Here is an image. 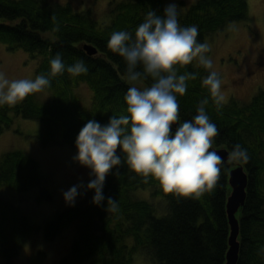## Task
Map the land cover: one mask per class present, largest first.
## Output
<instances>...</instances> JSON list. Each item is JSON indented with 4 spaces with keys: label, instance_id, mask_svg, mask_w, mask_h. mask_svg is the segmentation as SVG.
<instances>
[{
    "label": "trees",
    "instance_id": "16d2710c",
    "mask_svg": "<svg viewBox=\"0 0 264 264\" xmlns=\"http://www.w3.org/2000/svg\"><path fill=\"white\" fill-rule=\"evenodd\" d=\"M164 7L165 0H113L110 22L101 23L91 9L77 12L68 3L0 0V43L39 59L38 75L50 72V60L57 53L66 67L83 60L88 69L79 76L65 70L51 77V86L45 88L52 93L48 101L38 100L34 93L14 106L0 105V135L11 127L13 116H20L42 123L37 138L43 144H73L89 119L103 125L112 115L125 114L124 96L130 87L124 78L125 62L108 49V40L114 31L134 33L149 10L162 14ZM249 19L248 0H197L178 17L181 26H197L201 43L234 22ZM85 45L97 47L98 53L89 55ZM177 67L178 74L197 75L187 81L186 93L178 96L181 122L191 120L207 98L206 112L219 133L210 151L224 146L231 152L236 144L247 150V162H238L250 178L247 202L239 215L238 264H264V89L247 103L232 98L217 110L210 93L202 87L208 71L196 61ZM151 82L145 81L147 85ZM81 84L91 90L89 106L76 92ZM233 166V162L224 163L214 188L199 199H191L164 193L152 177L144 183L122 163L106 177L105 199L100 205L93 203L94 190H81L74 206L57 212L44 224V238L53 240L66 227L75 226L70 251L60 264H133L138 251L153 264H225L230 233L226 202ZM47 185L38 161L26 152L12 150L0 159V254L5 260L0 264H13L29 236L41 230L18 205L2 197L1 189L27 192L41 188L43 198L49 200L52 194ZM147 188L150 198L138 196ZM109 197L117 202L115 211H107Z\"/></svg>",
    "mask_w": 264,
    "mask_h": 264
},
{
    "label": "clouds",
    "instance_id": "9594fccd",
    "mask_svg": "<svg viewBox=\"0 0 264 264\" xmlns=\"http://www.w3.org/2000/svg\"><path fill=\"white\" fill-rule=\"evenodd\" d=\"M179 15L175 0H169L162 14L149 10L134 33L121 30L110 35L107 47L124 60V78L130 85L124 96L126 113L119 117L112 115L103 125L89 119L79 131L75 141L77 154L72 158L90 169V177L94 178L86 189L95 191L96 205L105 199L106 177L122 163L144 183L152 177L164 193L177 198L199 199L215 186L224 164L223 157L210 151L218 128L206 112L207 98L200 102L191 120L181 122L178 96L186 93L187 81L195 80L197 75L178 74L177 66L182 68L198 61L208 71L202 78V87L210 93L217 110L224 101L222 81L212 59L206 55L211 51L209 45L197 39V26H181ZM65 70L72 76L88 71L83 60L66 67L57 53L50 60L47 75L9 80L0 72V105L14 106L30 94L43 91L51 86V77ZM149 79L150 85L138 86ZM247 160V150L234 145L229 162ZM84 187L78 184L64 192L66 203L74 206L79 189ZM116 208V200L107 198V211Z\"/></svg>",
    "mask_w": 264,
    "mask_h": 264
},
{
    "label": "rangeland",
    "instance_id": "374dc122",
    "mask_svg": "<svg viewBox=\"0 0 264 264\" xmlns=\"http://www.w3.org/2000/svg\"><path fill=\"white\" fill-rule=\"evenodd\" d=\"M70 4L77 12L91 9L101 23L111 19V3L113 0H52ZM197 0H175L178 12H184ZM169 0H165V5ZM181 2H184L183 6ZM249 20L234 22L208 36L205 42L211 51L206 55L212 59L213 68L220 75L223 103L236 98L247 103L260 90L264 89V0H248ZM39 59H34L23 49H10L0 43V72L9 80L35 79ZM198 63V61H196ZM139 87L147 86L144 82ZM76 92L86 105L91 104V90L88 85L81 84ZM38 100L45 102L51 99L52 93L44 89L35 93ZM18 102L17 104H19ZM13 123L0 135V159L12 150H22L34 157L39 163L40 173L48 181L47 191L51 199L42 196L41 188H33L27 192H18L8 187L1 189L2 197L7 202L18 205L30 222L41 226V230L29 236L13 264H60V260L71 248L75 235V226L66 227L53 240L44 238V224L52 219L57 212L70 207L63 193L72 186L83 184L84 190L90 182V169L73 161L77 154L75 141L73 144L60 141L43 144L37 138L42 123L37 120L13 116ZM78 136V135H77ZM77 138V137H76ZM150 189L140 190L138 196L150 198ZM79 200L76 197L75 204ZM152 200L158 202L157 198ZM162 208L163 204H158ZM0 262H5L0 254ZM79 264H91L83 261ZM133 264H153L142 252L134 255Z\"/></svg>",
    "mask_w": 264,
    "mask_h": 264
},
{
    "label": "water",
    "instance_id": "95a60500",
    "mask_svg": "<svg viewBox=\"0 0 264 264\" xmlns=\"http://www.w3.org/2000/svg\"><path fill=\"white\" fill-rule=\"evenodd\" d=\"M85 50L89 55L98 53L97 47L93 45H85ZM221 157L224 158V163L229 162V149L227 147H213ZM234 166L229 171V193L226 202V211L229 220V249L227 251L225 264H238L241 251L240 240V218L248 197L249 174L244 165L233 161Z\"/></svg>",
    "mask_w": 264,
    "mask_h": 264
}]
</instances>
